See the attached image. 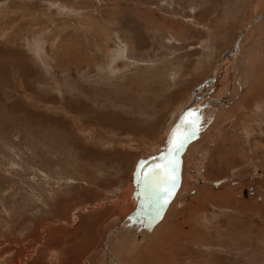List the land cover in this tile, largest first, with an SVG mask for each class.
Wrapping results in <instances>:
<instances>
[{
	"label": "rangeland",
	"instance_id": "rangeland-1",
	"mask_svg": "<svg viewBox=\"0 0 264 264\" xmlns=\"http://www.w3.org/2000/svg\"><path fill=\"white\" fill-rule=\"evenodd\" d=\"M235 3L0 0V264H264V0L211 28Z\"/></svg>",
	"mask_w": 264,
	"mask_h": 264
},
{
	"label": "crops",
	"instance_id": "crops-1",
	"mask_svg": "<svg viewBox=\"0 0 264 264\" xmlns=\"http://www.w3.org/2000/svg\"><path fill=\"white\" fill-rule=\"evenodd\" d=\"M252 2H253V0H251ZM241 0H236V3L235 4H233L232 6L230 5L227 9H223V10H219L220 12L219 13H217V14H215L214 15V17L212 18L213 20H212V26H211V28H213L215 31L216 30H219V29H223V30H225V31H227V32H231V30H233L234 29V27L236 26V24H238V21H240L241 22V20L240 19H244V18H246L247 17V15L245 14V12L244 13H240V11H241V8H243V5H241ZM243 2V1H242ZM251 3V2H250ZM244 7L245 8H247L248 7V5H244ZM214 12H215V10H214ZM210 15H211V12H210ZM210 15H208L207 14V16H209L210 17ZM253 16H255L254 14H252L250 17H253ZM220 32V31H219ZM227 32H224L223 34H222V38H223V36H224V34H226ZM220 60V59H219ZM202 104V103H201ZM201 104H193L192 105V107H193V109H194V111L190 114V117L191 116H195L196 114H198L199 112H200V105ZM203 104H204V102H203ZM189 119H187V121H188ZM186 121V122H187ZM190 121V120H189ZM188 125H189V123H188ZM149 127H150V129H149V132L147 133L149 136H153V132L154 131H156V129H157V126L156 125H154V127H152V126H150L149 125ZM148 127V128H149ZM156 135V137L155 138H152L151 140H153V141H151L150 142V147L149 148H152V147H154L155 145H157L156 144V142H154V141H157V137H159V134L157 133V134H155ZM151 138V137H150ZM138 141V140H137ZM167 142V141H166ZM168 144V143H167ZM167 144H165V146L167 145ZM171 144L173 145V148H171ZM175 144L174 143H170V150H169V152H166V151H164V149H162V151H161V153H159L160 152V148L158 149V151H155V152H153V151H151L152 152V154H154L153 156H154V162L153 163H156V162H158L159 164L160 163H163V164H165V161H166V164H167V162H169V161H167V160H169L170 158H171V155H172V153H171V151H172V149H173V152H174V150H175ZM150 152V153H151ZM145 155V154H144ZM151 155V154H150ZM156 164H154V166H155ZM170 165V164H169ZM164 169L165 168H163V170H162V173L164 172ZM172 173H173V171H172ZM172 173H171V176H172ZM171 176H170V178H171Z\"/></svg>",
	"mask_w": 264,
	"mask_h": 264
},
{
	"label": "snow or ice",
	"instance_id": "snow-or-ice-1",
	"mask_svg": "<svg viewBox=\"0 0 264 264\" xmlns=\"http://www.w3.org/2000/svg\"><path fill=\"white\" fill-rule=\"evenodd\" d=\"M178 146H183V140H180L179 142H178ZM167 168V165L165 166V169ZM157 170H153V173H151V174H155V172H156ZM167 176H168V173L167 172H165V178H167ZM173 181H174V178H173Z\"/></svg>",
	"mask_w": 264,
	"mask_h": 264
},
{
	"label": "flooded vegetation",
	"instance_id": "flooded-vegetation-1",
	"mask_svg": "<svg viewBox=\"0 0 264 264\" xmlns=\"http://www.w3.org/2000/svg\"><path fill=\"white\" fill-rule=\"evenodd\" d=\"M249 189H250V188L248 187V189H247V190L249 191ZM253 189H254V188H253V187H251V189H250V190H253Z\"/></svg>",
	"mask_w": 264,
	"mask_h": 264
},
{
	"label": "bare ground",
	"instance_id": "bare-ground-1",
	"mask_svg": "<svg viewBox=\"0 0 264 264\" xmlns=\"http://www.w3.org/2000/svg\"><path fill=\"white\" fill-rule=\"evenodd\" d=\"M126 195V194H125ZM127 197V196H126ZM121 231V230H120ZM159 240V239H158ZM159 242V241H158Z\"/></svg>",
	"mask_w": 264,
	"mask_h": 264
}]
</instances>
